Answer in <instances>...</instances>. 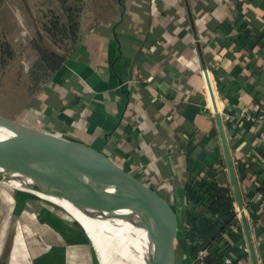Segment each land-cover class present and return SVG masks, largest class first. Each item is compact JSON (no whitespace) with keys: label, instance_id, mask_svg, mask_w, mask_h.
<instances>
[{"label":"crops","instance_id":"crops-1","mask_svg":"<svg viewBox=\"0 0 264 264\" xmlns=\"http://www.w3.org/2000/svg\"><path fill=\"white\" fill-rule=\"evenodd\" d=\"M8 3L0 0L3 20L12 15L24 37L34 34L33 21L29 29ZM84 3L73 53L36 91L26 88L15 115H1L100 149L161 194L182 215L181 228L191 177L220 178L234 196L206 69L256 264H264V145L257 139L264 127V0ZM242 108L255 119L241 118ZM0 186V264H102L83 224L64 208ZM241 229L227 255L252 264ZM179 231L175 264H192ZM216 254L207 251L202 263Z\"/></svg>","mask_w":264,"mask_h":264},{"label":"water","instance_id":"water-1","mask_svg":"<svg viewBox=\"0 0 264 264\" xmlns=\"http://www.w3.org/2000/svg\"><path fill=\"white\" fill-rule=\"evenodd\" d=\"M203 74L240 211L241 225L252 264H256L234 169L206 69ZM0 127L10 133L0 139V184L50 200L74 218L62 204L50 197L67 201L89 217L110 218L112 213L123 208L141 209L148 219L145 226L151 244L145 264H175L174 242L182 215L156 190L124 170L100 149L69 138L61 132L29 126L1 114ZM76 220L81 222L78 218ZM104 235L111 238L115 234L105 230ZM109 250L116 257L125 259L111 248Z\"/></svg>","mask_w":264,"mask_h":264},{"label":"trees","instance_id":"trees-1","mask_svg":"<svg viewBox=\"0 0 264 264\" xmlns=\"http://www.w3.org/2000/svg\"><path fill=\"white\" fill-rule=\"evenodd\" d=\"M18 4L21 5L22 0ZM37 5L44 8L36 7L32 21L36 33L44 40L34 38L27 46L34 54V65L25 74L30 93L45 84L75 50L80 40L85 3L84 0H42ZM15 57L11 43L0 38V75L11 66ZM183 193L185 220L180 229L185 252L192 257V264H197L195 257L199 251L216 250L217 254L209 256L202 264H223V257L235 249L233 244L240 241V237L243 238L230 187L220 178L207 181L194 177L187 180ZM259 214H264L263 207ZM234 225H237L235 230ZM221 240L222 247H218L217 242ZM232 260L231 264L237 263V257Z\"/></svg>","mask_w":264,"mask_h":264},{"label":"bare ground","instance_id":"bare-ground-1","mask_svg":"<svg viewBox=\"0 0 264 264\" xmlns=\"http://www.w3.org/2000/svg\"><path fill=\"white\" fill-rule=\"evenodd\" d=\"M9 134L7 130L0 127V139L7 137ZM10 184L16 185L17 183L11 182ZM50 198L62 204L83 223L102 264L112 263V255L109 248L125 258L126 264H145L151 244L145 226L148 219H146L147 217L141 209L123 208L112 213L113 216L110 218L89 217L65 200ZM105 230L115 235L111 238L105 236ZM116 236L119 238H116ZM142 259L144 260L142 261Z\"/></svg>","mask_w":264,"mask_h":264},{"label":"rangeland","instance_id":"rangeland-1","mask_svg":"<svg viewBox=\"0 0 264 264\" xmlns=\"http://www.w3.org/2000/svg\"><path fill=\"white\" fill-rule=\"evenodd\" d=\"M9 3V11L8 12H13L14 17L17 14V12L22 13L25 17L24 23L27 25L32 24L33 20V15L36 9V7L44 8L42 5H37L38 2H41L42 0H22V4L19 5L18 2L19 0H6ZM18 4V6H17ZM23 5L25 7H23ZM1 7V4H0ZM1 10V8H0ZM6 10V9H5ZM6 11L3 12L5 15ZM12 14V13H11ZM4 15H0V27L2 31L0 32V38H4L9 41L16 52V57L15 60L11 63V66L9 68H6L4 72H1L0 79L2 80V88H0V114L2 113L3 115H15V112L17 107L20 106V103H22V100L24 101V96H25V90L27 88V81L25 78V74L29 71L30 67L34 65L33 59H34V54L33 52L27 47L28 43L30 40L34 38H38L40 41L44 40L40 35L34 32V34L28 35V37H24V33H21L22 29L20 28L19 23L16 20L12 21V15L10 16L8 20H3ZM8 27H13L14 30L13 32H7ZM5 26V27H3ZM5 32H4V30ZM29 29L30 25H29ZM28 29V30H29ZM29 32V31H28ZM4 33V34H3ZM19 34V35H18ZM9 38V39H7ZM1 85V83H0ZM28 90V89H27ZM2 187V186H0ZM6 190V189H5ZM12 196V195H11ZM4 203V199H0V205ZM178 234L174 242V247L176 254L175 256L179 253V246L183 244V239L182 235ZM177 249V250H176ZM114 255V254H113ZM112 263L110 264H126L127 261L125 259H118V257H115L113 259ZM110 262V260H109Z\"/></svg>","mask_w":264,"mask_h":264},{"label":"built area","instance_id":"built-area-1","mask_svg":"<svg viewBox=\"0 0 264 264\" xmlns=\"http://www.w3.org/2000/svg\"><path fill=\"white\" fill-rule=\"evenodd\" d=\"M155 97L152 98V100H154ZM239 116L241 118L246 119L247 121H253L255 119V117L250 114L247 109L242 108L239 112ZM169 118V116H167ZM257 139H258V143L261 145H264V127L259 131L258 135H257ZM192 178V177H191ZM237 212V218L240 216V211L237 208L236 209ZM241 217V216H240ZM239 220V218H238ZM239 225L241 227V222L239 220ZM237 228V225H234L233 229L235 230ZM239 248H241L242 250H247V247L240 244ZM207 250H201L198 252L197 256L195 257V260H197V264H202V259L206 256ZM232 258L230 256H228L227 254L223 257V264H231L232 263Z\"/></svg>","mask_w":264,"mask_h":264}]
</instances>
